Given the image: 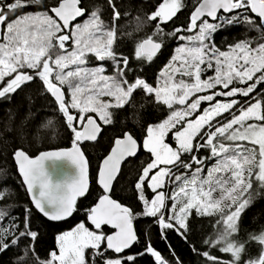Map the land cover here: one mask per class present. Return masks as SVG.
<instances>
[{"label":"snow or ice","instance_id":"1","mask_svg":"<svg viewBox=\"0 0 264 264\" xmlns=\"http://www.w3.org/2000/svg\"><path fill=\"white\" fill-rule=\"evenodd\" d=\"M108 2L112 26L105 25L100 7L89 11L81 6V0H56L45 11L20 14V9L41 4L42 0L0 3V100H11L18 89L39 80L42 94L53 98L56 110L73 133L69 149L46 151L35 158L22 148L13 152L34 207L49 220H66L78 211V198L89 191V162L81 145L96 143L104 128L114 124V114L131 106L129 101L137 90L169 110L166 118L147 124L142 143L127 131L113 138L98 167L97 183L102 192L98 202L85 210L92 228L80 222L58 235V252L51 251L46 261L37 259V264H135L136 257L145 253L157 264H168L150 243L136 255L110 258L107 254L124 253L138 242L133 226L138 215L153 217L162 230H174L187 239L193 212L220 213L217 224L222 230L215 240L205 243L231 254L227 264H240L251 241L264 249V231L241 239L238 228L242 212L264 188V43L253 47L251 40H242L221 50L213 34L240 23L264 34V0H199L188 27L168 33L187 43L176 47L159 71L155 86L139 75L129 80L128 74L135 71L129 57L114 50L115 21L121 13L113 0ZM184 7L183 0H161L148 15L156 22V31L136 44L135 60L150 63L161 53L165 44L162 25L172 21ZM248 12L259 18V24ZM81 17L82 22L74 23ZM184 32L195 34H181ZM90 55L99 62L111 61V74H106L103 64L88 67ZM209 72L213 74L206 75ZM218 86L227 91H213ZM222 96L233 99H217ZM235 97L254 102L242 103ZM205 102L209 106L202 110ZM225 113L230 118L224 117ZM169 136L175 147L168 142ZM141 148L151 158L142 165L134 185L143 205V212L134 214L111 193L122 164L135 158ZM204 150L207 154L198 155ZM60 160L75 166L74 176L54 180L45 162ZM167 184L174 185L170 193L162 190ZM146 188L153 198L146 197ZM5 195L7 190H0V199ZM168 200L172 201L170 206ZM25 213L24 229L17 235L19 225H3L8 214L0 210V252L18 245L22 237L36 240L38 233L29 224L30 210ZM105 226L112 229L110 234L104 231ZM29 250L34 252V246ZM203 255L214 264H225L208 252ZM244 264H264V253Z\"/></svg>","mask_w":264,"mask_h":264},{"label":"trees","instance_id":"2","mask_svg":"<svg viewBox=\"0 0 264 264\" xmlns=\"http://www.w3.org/2000/svg\"><path fill=\"white\" fill-rule=\"evenodd\" d=\"M4 1V3L12 2V0ZM160 2L161 0H113L121 13V18L115 21L117 39L114 50L129 57V65L135 69L134 72L128 74L129 80L139 75L153 86L157 83L159 71L174 55L176 47L187 43V41H180L168 33L177 27H188L190 14L199 0H183L185 7L177 13L172 21L162 25L165 44L161 53L150 63H140L134 59V49L138 42L153 35L156 31V22L150 21L148 15L156 10ZM55 3L56 0H42L41 4L29 5L20 9L17 14L45 11L54 6ZM81 6L89 11L100 7L102 9L101 18L105 25H113L112 9L109 7L108 0H81ZM247 14L259 24V18L251 12ZM83 19L78 22H82ZM181 34L194 35L195 33L184 32ZM153 38L157 39L155 36ZM213 39L221 50H227L228 45L242 40H251L252 46L255 47L258 43H264V34L246 23H240L221 28L213 34ZM88 59V65L91 67L103 64L106 68V74H111V61L99 62L91 55ZM212 74L209 72L206 75ZM238 86L243 87V85ZM42 91L40 81L36 80L25 85L22 90L18 89L11 100H0V190H7V195L0 199V210L8 214L2 223L3 225L13 222L18 224V235L19 231L24 229L25 210L28 209L30 210L28 216L30 227L38 233L35 241L28 237H22L18 245L0 252V264H37V259L46 261L51 251L56 250L58 252V235L72 230L80 222L89 224L85 210L98 202L102 192L97 185L98 167L102 158L109 152L113 138L121 136L127 131L139 143H142L146 135L147 124L166 118L169 111L166 107L154 103L151 96H145L142 91L137 90L129 101L131 106L126 105L114 114V124L104 128L98 142L83 145V151L90 165L91 191L89 195L77 202L78 211L74 213L71 219L63 223H52L34 209L13 159L14 150L20 148L30 157L35 158L42 152L71 147L73 133L65 125L62 115L56 110L53 98L49 94H42ZM225 99H227L226 96ZM235 99H240L242 103L251 102V100L242 97H235ZM206 106L204 104L202 110ZM146 116L149 117L147 120L145 119ZM219 120L223 122V118ZM9 129L11 130L9 131ZM168 142L175 147V142L171 136H169ZM205 154H207V150L198 155ZM150 158V155L144 153L141 148L140 155L124 165L114 188L113 198L124 206L130 207L134 214L143 212V205L137 199L134 185L142 165L148 162ZM253 188H257L255 182H253ZM259 192L260 194L255 196L250 205L242 212L238 221L241 239H247L249 234L259 235L264 231V188L259 189ZM145 195L149 199L154 197L151 190L147 188ZM219 218V212H214L212 215H196L193 212V216L189 218V232L187 239H185L174 230H162L155 218L138 215L133 220L137 229L138 242L126 249L124 253L115 254L109 251L107 255L110 258L136 255L144 252L146 245L150 243L153 249L159 251L162 257L168 261V264H214L213 261H209L203 255L205 252L227 264L232 260L231 254L220 251V246L212 247L205 243L206 240H215L222 230L221 225L217 224ZM104 231L110 234L108 228L105 227ZM10 239L11 237L5 242H9ZM29 246H34V252L29 250ZM262 253H264L262 246L256 241H251L246 245L240 264H244L249 259L258 258ZM128 264H132V262H128ZM135 264H157V262L154 257L145 253L136 257Z\"/></svg>","mask_w":264,"mask_h":264},{"label":"water","instance_id":"3","mask_svg":"<svg viewBox=\"0 0 264 264\" xmlns=\"http://www.w3.org/2000/svg\"><path fill=\"white\" fill-rule=\"evenodd\" d=\"M253 14V13H252ZM254 16H255V14H253ZM256 17V16H255ZM258 18V17H257ZM81 19H83V17H81V18H78L77 19V21H75L74 23H77L78 21H80ZM204 19H208L209 21H211V22H213L212 20H211V18H209V17H204ZM102 135V134H101ZM135 138V137H134ZM100 139V138H99ZM98 139V140H99ZM138 141V140H137ZM98 142V141H97ZM86 143H89V142H85V143H83L82 145H81V147H82V150H83V145L84 144H86ZM138 143H139V141H138ZM61 150H64V149H61ZM51 151H58V150H51ZM140 152H141V149L138 151V153H137V156L135 157V158H129V160H127V161H125L123 164H122V166H121V172H120V174H119V176L117 177V180L113 183V191H112V193H111V195H112V198H113V192H114V188H115V185H116V183L118 182V180H119V178H120V176H121V173H122V170H123V167H124V165L127 163V162H129L130 160H133V159H136L139 155H140ZM43 153V152H42ZM41 154V153H40ZM39 154V155H40ZM38 155V156H39ZM38 156H36V157H38ZM13 159H14V157H13ZM88 160V159H87ZM14 162H15V165H16V167H17V170H18V164H17V162H16V160L14 159ZM89 162V161H88ZM46 163V167L48 168V170L52 173V175H53V178H54V180H61V179H65V178H70L71 176H74L75 175V172H76V168H75V166L70 162V161H68V160H60V161H56V162H52V161H47V162H45ZM18 174H19V176H20V178H21V180H22V182H23V185L25 186V183H24V181H23V178H22V175L20 174V172L18 171ZM88 183H89V191L86 193V195L84 196V197H80V198H78V200H77V202L79 201V200H81V199H84V198H86L88 195H89V193H90V191H91V181H90V165L88 164ZM97 185H98V183H97ZM98 187L100 188V186L98 185ZM25 188H26V186H25ZM101 189V188H100ZM102 190V189H101ZM27 191V190H26ZM27 193H28V195H29V198H30V201H31V203H32V205H33V207H34V204H33V202H32V200H31V194L27 191ZM114 199V198H113ZM119 202V201H118ZM120 203V202H119ZM123 205V204H122ZM34 209L43 217V218H45L47 221H49V222H52V223H63V222H66V221H68L69 219H71V217L74 215V213H73V215L71 216V217H69V218H67L66 220H62V221H52V220H49L47 217H45L42 213H40L35 207H34ZM88 223H89V225L91 226V224H90V222L88 221ZM133 226H134V228H135V230H136V233H137V229H136V226H135V224L133 223ZM92 227V226H91ZM105 227H107V226H105ZM108 229H110V227H107ZM111 230V232H112V229H110ZM137 236H138V234H137ZM135 245V244H134ZM133 245V246H134ZM155 259V258H154Z\"/></svg>","mask_w":264,"mask_h":264},{"label":"rangeland","instance_id":"4","mask_svg":"<svg viewBox=\"0 0 264 264\" xmlns=\"http://www.w3.org/2000/svg\"><path fill=\"white\" fill-rule=\"evenodd\" d=\"M0 1H4V0H0ZM5 2V1H4ZM4 2H0V3H4ZM209 22H211V21H209ZM95 58V57H94ZM88 67H91L90 65H87ZM219 88H221V89H219ZM213 91H223L222 90V87L221 86H218L216 89H214ZM224 98V99H223ZM217 99L218 100H220V101H222V102H228V101H230L231 99H233V98H229V97H227V99H225V96H222V97H217ZM251 102H252V100H251ZM250 102V103H251ZM254 102V101H253ZM207 105L205 108H207L209 105L205 102V103H202L201 104V109H202V106L203 105ZM236 114H239V112H238V110H236ZM224 117H227V118H230L229 117V115H228V113H225L224 114ZM193 119L195 118V117H192ZM217 119H221V117H218ZM213 123H215V121H213ZM144 151V150H143ZM144 153H146L145 151H144ZM147 155H150V154H148V153H146ZM205 171H207V169H205ZM256 183V182H255ZM173 188H174V185H172V184H167L166 185V187H165V189H162V190H164L166 193H170L172 190H173ZM166 204L167 205H171L172 204V201L171 200H168V201H166ZM85 225L87 226V227H89L90 229L92 228L89 224H87V223H85ZM57 246H58V241H57ZM87 254V253H86Z\"/></svg>","mask_w":264,"mask_h":264},{"label":"flooded vegetation","instance_id":"5","mask_svg":"<svg viewBox=\"0 0 264 264\" xmlns=\"http://www.w3.org/2000/svg\"><path fill=\"white\" fill-rule=\"evenodd\" d=\"M0 2H3V1H0ZM107 228V227H106ZM110 230V229H109ZM110 233H111V230H110Z\"/></svg>","mask_w":264,"mask_h":264}]
</instances>
